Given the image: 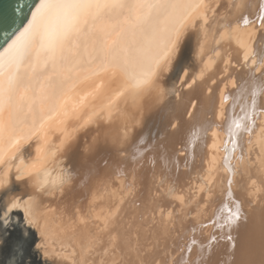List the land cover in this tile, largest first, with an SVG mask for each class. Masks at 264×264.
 Returning a JSON list of instances; mask_svg holds the SVG:
<instances>
[{
  "label": "bare ground",
  "instance_id": "bare-ground-1",
  "mask_svg": "<svg viewBox=\"0 0 264 264\" xmlns=\"http://www.w3.org/2000/svg\"><path fill=\"white\" fill-rule=\"evenodd\" d=\"M223 1L39 0L0 49V190L50 264H264V0Z\"/></svg>",
  "mask_w": 264,
  "mask_h": 264
},
{
  "label": "rangeland",
  "instance_id": "rangeland-1",
  "mask_svg": "<svg viewBox=\"0 0 264 264\" xmlns=\"http://www.w3.org/2000/svg\"><path fill=\"white\" fill-rule=\"evenodd\" d=\"M220 1H223V0H220ZM228 1L229 0H226V1L224 0L223 2L227 3ZM219 4H220L219 2L215 3L214 4L215 7L213 6L214 8H212V10L216 8L215 10H213L215 15L217 14L218 11H219L218 13L225 11L224 9H220L221 6ZM225 9H226V7H225ZM227 9H228V7H227ZM215 11H216V13H215ZM215 15H213L210 12V14L208 13V18H210V17L213 18ZM206 22L207 23H205V24L208 25L209 24L208 22H210V21L208 20ZM258 28H260V27H258ZM236 66L234 65L233 67H235L236 70H238V69L240 70L241 62L238 66L239 68H237ZM252 67H254V66H252ZM262 68L261 67L257 68V70H255L254 73L256 75H260L261 71L263 70ZM181 70H183V69H181ZM177 72H178V70H177ZM180 72H179V74H180ZM221 75H223V74H221ZM221 75H219L218 77L220 78ZM180 88H179V91L185 90L184 88H186V87L184 86V87H180ZM186 90H187V88H186ZM178 92H175L176 95L174 94V99L178 98ZM175 96H177V98H175ZM98 115H99V117H97V120H99V121L104 120V122H105V119L102 118L103 119L102 120L100 118L101 114H98ZM87 126H89V125H87ZM81 128L83 129L84 127L81 126ZM82 129L77 127L76 131H81ZM238 178L240 179L239 176H238ZM15 179H14V177L12 178V182H11V185L9 186V188H6L5 190H0V264H50L49 261H46L47 259L44 258L40 254V251L37 249V245H38L39 240L37 241L38 234H37L36 228H34L33 226H31V227L26 226L25 227V223L23 221V215L20 211L15 209V210H9L10 212L8 211L6 213L5 205H4L5 198L9 194L17 193L19 191V184L18 183L20 181H23L22 179L19 180V178H17V177H15ZM195 191L197 192L196 189H195ZM194 192L192 194H195ZM217 196H219V194H217ZM203 200H205V197L202 196L201 192L196 198L195 197L192 198V201L196 204L202 203ZM244 200L246 201V203H245L246 204L245 205L246 210H249L250 207H253L256 205V202H252L251 199L247 196H244ZM192 201H190L188 203L189 206H192L194 204V203H192ZM193 218H194L193 214H190L186 217V219H188V220H193Z\"/></svg>",
  "mask_w": 264,
  "mask_h": 264
},
{
  "label": "water",
  "instance_id": "water-1",
  "mask_svg": "<svg viewBox=\"0 0 264 264\" xmlns=\"http://www.w3.org/2000/svg\"><path fill=\"white\" fill-rule=\"evenodd\" d=\"M38 1L39 0H0V49L3 48L27 22Z\"/></svg>",
  "mask_w": 264,
  "mask_h": 264
}]
</instances>
